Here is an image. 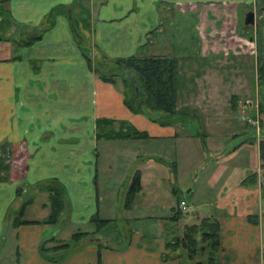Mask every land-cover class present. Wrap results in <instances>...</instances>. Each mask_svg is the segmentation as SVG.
Returning <instances> with one entry per match:
<instances>
[{
    "label": "crops",
    "instance_id": "0c3cea01",
    "mask_svg": "<svg viewBox=\"0 0 264 264\" xmlns=\"http://www.w3.org/2000/svg\"><path fill=\"white\" fill-rule=\"evenodd\" d=\"M0 3V164L3 149L10 154L7 174L4 179L0 176V264L5 255L15 264H178L177 259L169 258L172 253L167 246V230L182 214L177 208L179 200L187 202L190 211L186 214L195 212L193 217L197 221L207 217L218 221L220 264H264V163L256 140L264 136V111L254 110L251 105L248 109L254 113L257 128L263 130L260 135L243 139L230 152L220 148L216 167L213 172L211 169L212 177L187 185L184 180L188 181L189 174L184 177L178 173L177 144L181 141L176 140L180 138L178 131L192 125L176 122L155 127L145 115L133 114L125 106L121 84L104 82L94 71L95 66L113 68L118 59L157 55L152 50L153 38L160 37L166 20H171V28L177 29L172 22L174 16L191 15L200 23L210 19L225 23L236 19L241 8L264 7V0H0ZM57 7L65 10L42 36L30 44L22 43ZM196 27L202 39L199 24ZM202 51L203 48L197 55L202 61L214 55H204ZM199 67L197 64L196 68ZM199 76L201 73L196 71L188 79L197 82ZM229 109L232 119L237 111L231 106ZM102 118L127 121L148 137L99 140L96 121ZM114 128L119 130L120 125L115 123ZM238 135L234 133L231 137ZM216 140L213 146L217 148L221 136ZM153 143L158 144V153L152 151ZM241 145L252 147L255 156L247 158L239 153L236 148ZM101 159H105L102 167ZM136 171L140 173L141 189L127 206L126 192ZM49 179L61 184L68 202L61 215L60 229L41 223L13 228L9 211L25 198L33 199L25 219L41 221L48 215L49 208L43 206L48 201L47 193L35 185ZM169 184L176 189L173 186L168 189ZM183 190L187 195L197 194L198 202L190 203ZM174 194L177 200L169 205ZM34 206L41 208L38 218L28 217ZM163 207L173 213L167 217L152 214L153 209L161 211ZM94 215L111 221L119 216L126 222L145 218L166 220L158 245L145 241L144 235L135 229L130 237L126 236L122 247L103 244L108 245L105 247L98 245V233L85 239L80 248L60 262L49 263L41 258L39 245L43 240L55 237L64 241L77 231L92 232ZM196 224L184 223L183 232L171 237L181 238L189 226ZM199 235L195 234L197 239ZM185 264H190L189 260Z\"/></svg>",
    "mask_w": 264,
    "mask_h": 264
},
{
    "label": "rangeland",
    "instance_id": "374dc122",
    "mask_svg": "<svg viewBox=\"0 0 264 264\" xmlns=\"http://www.w3.org/2000/svg\"><path fill=\"white\" fill-rule=\"evenodd\" d=\"M247 11V8H241L236 19H228L225 23L211 19L200 23L198 20L195 21V17L191 15L174 16L172 22H175L177 29H172L171 20H166L161 28L160 37L153 38L155 43L151 48L157 54L153 56L164 54L177 59L179 72L178 109L185 106L189 108L187 110L196 115L195 117L189 113L191 118L185 116L187 123L192 126L182 132L178 131L180 138L176 140V143L178 140L181 141L177 144L178 160H180L178 173L183 174L184 177H187V173L189 174L188 181L184 180L187 185H192L199 180L204 182L209 176L212 177V168L216 167L214 163L220 157L218 156L221 152L219 151L220 148L225 153L230 152L233 146L240 145L243 139H251L252 136L257 135L255 132L257 126L253 123L254 113L249 112L248 109L251 106L254 110L259 109L258 104L260 103L264 105V87L257 86L256 72L259 61L264 62V13L260 12V8L255 9L257 27H244L243 18ZM78 24L80 25V22ZM196 24H199L203 34L202 39L197 34ZM78 28L82 30L80 26ZM251 38L253 41L250 40ZM202 48L204 55L214 53L216 57L213 58L214 55H210L207 61H202L201 57V59L197 58ZM197 64L201 65L199 69L196 68ZM110 68L105 66L101 67V70L108 72ZM196 71H199L201 76L197 77L199 78L197 82H192L188 76H194ZM118 83L120 84V82ZM231 101L234 102L235 111H237L232 119H230L229 109L232 105ZM199 110L206 115L200 113ZM147 118L152 120L151 117ZM177 122L180 123V121ZM216 122L220 124H214ZM152 123H155V127L158 128L162 125L170 126L168 124H171L165 122L162 124L160 121H152ZM208 123L213 124L209 126ZM234 133L239 135L232 138L231 135ZM217 136H221V145L216 148L213 144H217ZM256 140L259 142L260 138ZM261 140L264 143V136ZM169 143L172 144V141ZM246 146H237L236 150H239V153H244L243 155L247 158L254 157V149ZM151 149L154 153H158V144L153 143ZM100 161L102 167L105 159ZM198 162H200L199 165ZM172 186L175 188L174 185ZM172 186L169 184L168 189ZM182 194L190 203L198 202L197 194L187 195L184 190ZM174 199L177 200L175 194L171 196V201L168 204H174ZM40 209V206H34L30 209L28 217L38 218ZM158 209H153L152 214L167 217L173 213L170 208L164 210L163 207L161 211ZM194 215L195 212L179 214L177 223H171L172 226L167 230L169 241L173 240L172 235L183 232L184 223H201L193 217ZM120 217L99 232L96 237L100 239L99 242L112 247H122L127 240L126 236L130 237L132 230L136 229L144 235L145 241L149 240L156 245L159 244V235L166 219L145 218L126 222ZM53 227L60 229V225H53ZM69 240V237L64 239V241ZM181 254L186 255L184 252ZM187 261V257L184 256L181 259V264ZM3 264H15V262L11 257L5 255Z\"/></svg>",
    "mask_w": 264,
    "mask_h": 264
},
{
    "label": "trees",
    "instance_id": "16d2710c",
    "mask_svg": "<svg viewBox=\"0 0 264 264\" xmlns=\"http://www.w3.org/2000/svg\"><path fill=\"white\" fill-rule=\"evenodd\" d=\"M63 10L65 9L57 7L50 11L38 29L33 30L34 33L30 34L22 43L30 44L38 40L42 36V33L54 23L56 16ZM71 20L73 21L72 16ZM73 27L76 30L74 21ZM78 37L80 36L78 35ZM85 55L91 61L90 56L88 54ZM114 64L115 66L110 68L108 72L102 71L100 67L96 66L94 71L98 78L104 82L112 84L120 82L124 95V104L131 113L146 115L152 118L151 121H160L162 124H173L175 121L187 123L188 121L185 116L191 118L190 114L196 117L194 112L187 110L189 109L188 107L177 108L179 72L176 57L132 56L126 59L115 60ZM256 72L258 79L257 86L264 87V62L259 61ZM231 107L234 110L236 109L234 102H232ZM258 108L259 111H264L262 103L258 104ZM115 123L120 125L119 130L114 128ZM96 129V135L99 140H126L148 137L145 131H138L124 120L98 119L96 121ZM262 131L259 126L255 132L260 135ZM258 143L260 157L264 162V143L261 139ZM0 166V169L8 170L7 164L1 163ZM35 186L39 191L47 193L48 201L43 206L49 208L48 215L41 221L25 219L26 209L32 204L33 199H24L18 207L9 211V219L13 228L32 223L61 224V215L68 207L66 195L61 184L56 179H49ZM140 189V173L136 171L126 192L125 205L129 206ZM91 221L94 225L92 232L77 231L72 234L69 241H60L55 237L43 240L39 245L41 258L49 263L60 262L69 253L80 248L85 239L97 235L105 226L113 222L102 219L97 215H94ZM197 232L200 234L199 239L195 236ZM98 245L108 247V245H103L101 242ZM167 246L172 253L169 258L177 259L178 264H181V259L184 256L187 257L190 264H220L221 242L219 223L215 219H202L201 223L189 226L181 238L168 241ZM183 252L186 255H182L181 253Z\"/></svg>",
    "mask_w": 264,
    "mask_h": 264
},
{
    "label": "flooded vegetation",
    "instance_id": "af4514ba",
    "mask_svg": "<svg viewBox=\"0 0 264 264\" xmlns=\"http://www.w3.org/2000/svg\"><path fill=\"white\" fill-rule=\"evenodd\" d=\"M257 8H263V9H261V11L260 12H263L264 13V7H262V6H259V5H257V7H255V8H251V9H249L248 11H247V13L248 12H250V11H253L254 12V24L253 25H246L245 23H244V18H245V16H244V18H243V24H244V27H247V26H256L257 25V23H256V14H255V9H257ZM246 15V14H245ZM257 27V26H256ZM2 161H3V163L4 164H7L8 165V167H10V154H9V151H8V149H3V157H2ZM2 171V173L0 174V176L1 175H3V178H5V176H6V174H7V171L8 170H1ZM25 199H27V198H25ZM23 201V200H22ZM21 204V203H20ZM19 204V205H20Z\"/></svg>",
    "mask_w": 264,
    "mask_h": 264
},
{
    "label": "built area",
    "instance_id": "2783aa9c",
    "mask_svg": "<svg viewBox=\"0 0 264 264\" xmlns=\"http://www.w3.org/2000/svg\"><path fill=\"white\" fill-rule=\"evenodd\" d=\"M177 208L180 213H188L190 211V207L185 200H180Z\"/></svg>",
    "mask_w": 264,
    "mask_h": 264
},
{
    "label": "water",
    "instance_id": "95a60500",
    "mask_svg": "<svg viewBox=\"0 0 264 264\" xmlns=\"http://www.w3.org/2000/svg\"><path fill=\"white\" fill-rule=\"evenodd\" d=\"M254 12L250 11L248 13H246L245 18H244V23L246 25H253L254 24ZM100 240V239H97Z\"/></svg>",
    "mask_w": 264,
    "mask_h": 264
}]
</instances>
